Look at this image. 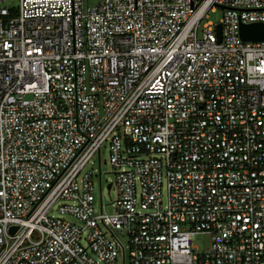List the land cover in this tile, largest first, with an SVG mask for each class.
Wrapping results in <instances>:
<instances>
[{"label": "built area", "instance_id": "obj_1", "mask_svg": "<svg viewBox=\"0 0 264 264\" xmlns=\"http://www.w3.org/2000/svg\"><path fill=\"white\" fill-rule=\"evenodd\" d=\"M1 1L0 264H264V0Z\"/></svg>", "mask_w": 264, "mask_h": 264}, {"label": "rangeland", "instance_id": "obj_2", "mask_svg": "<svg viewBox=\"0 0 264 264\" xmlns=\"http://www.w3.org/2000/svg\"><path fill=\"white\" fill-rule=\"evenodd\" d=\"M100 0H83L84 5H92L97 3ZM2 5H6L9 7H16L18 5V0H2ZM207 15L203 18V21L211 20L213 22H218L221 15H222V8L219 6H215L214 9H209L206 13ZM108 157V151L107 147H103V152L101 153V159ZM98 161L97 156H94L92 162H87L84 170H92L95 174L98 173ZM111 171V165L107 161L106 163L102 162L101 164V192H100V182L99 177L95 176L93 179L94 182V188H93V195H94V207L96 210L100 208V199L103 203H108L110 200L114 199L116 197V189L115 186H113L110 190L107 189V183L114 179L115 174L110 172ZM61 201V199H57V201L54 202L53 206L49 210V214L57 215L59 212L56 210V204H58ZM104 211H110V205L105 204L103 206ZM67 218L69 215H64ZM199 245H201V239H197V242ZM204 243H207V240L204 239Z\"/></svg>", "mask_w": 264, "mask_h": 264}, {"label": "water", "instance_id": "obj_3", "mask_svg": "<svg viewBox=\"0 0 264 264\" xmlns=\"http://www.w3.org/2000/svg\"><path fill=\"white\" fill-rule=\"evenodd\" d=\"M218 39L220 36V24L216 25ZM238 32L243 40H264V28L261 21L240 22ZM15 227L12 226L11 230Z\"/></svg>", "mask_w": 264, "mask_h": 264}]
</instances>
